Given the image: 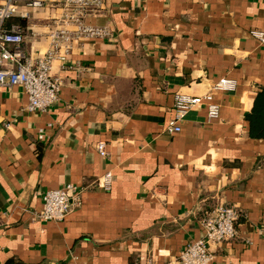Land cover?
Here are the masks:
<instances>
[{
	"label": "crops",
	"instance_id": "0c3cea01",
	"mask_svg": "<svg viewBox=\"0 0 264 264\" xmlns=\"http://www.w3.org/2000/svg\"><path fill=\"white\" fill-rule=\"evenodd\" d=\"M29 1L16 0L13 21L36 58L53 29L75 27L61 23L64 0ZM84 20L110 34L73 39L54 61L62 87L47 111L0 86V264H174L219 203L240 216L211 264H264V137L246 119L264 87V43L251 34L264 31V0H102ZM224 77L236 90L214 89ZM178 92L211 93L220 116L205 101L169 133ZM68 183L87 187L82 205L36 219L44 193Z\"/></svg>",
	"mask_w": 264,
	"mask_h": 264
},
{
	"label": "built area",
	"instance_id": "2783aa9c",
	"mask_svg": "<svg viewBox=\"0 0 264 264\" xmlns=\"http://www.w3.org/2000/svg\"><path fill=\"white\" fill-rule=\"evenodd\" d=\"M41 0H31L28 6H42ZM102 0H64L61 23L75 28L53 29L50 33L49 49L36 58L28 56L21 44L23 29L17 23L7 24L8 20L18 15L20 7L16 0H0V86L11 88L21 86L27 97V110L45 112L54 105L59 97L62 80L52 74L54 61L64 59L71 48L73 39L85 37H104L110 34L107 27L93 26L85 23V16L94 7H100ZM253 37L264 43V31L254 29ZM63 51V52H62ZM238 86L236 79L224 77L214 89L234 91ZM208 101L209 119L218 118L221 114L219 103L212 101L211 93L190 95L178 92L174 99V117L168 122L169 133L180 132L181 121L186 114ZM43 138V134H39ZM98 151L108 156L104 142L98 143ZM98 184L105 190L113 185L112 171H106ZM87 187L68 183L57 189H50L43 195V206L35 212L38 220L62 221L71 211L83 203V194ZM239 211L234 206L219 203L204 212L201 219L204 235L190 241L180 251L174 264H211L214 260L213 247L237 236Z\"/></svg>",
	"mask_w": 264,
	"mask_h": 264
},
{
	"label": "trees",
	"instance_id": "16d2710c",
	"mask_svg": "<svg viewBox=\"0 0 264 264\" xmlns=\"http://www.w3.org/2000/svg\"><path fill=\"white\" fill-rule=\"evenodd\" d=\"M14 17L7 24L15 23ZM249 121V134L251 137H264V87L257 93L251 112L247 113Z\"/></svg>",
	"mask_w": 264,
	"mask_h": 264
}]
</instances>
